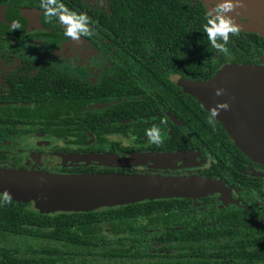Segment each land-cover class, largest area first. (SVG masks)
<instances>
[{
    "label": "flooded vegetation",
    "instance_id": "1",
    "mask_svg": "<svg viewBox=\"0 0 264 264\" xmlns=\"http://www.w3.org/2000/svg\"><path fill=\"white\" fill-rule=\"evenodd\" d=\"M58 2L86 14L88 31L78 38L68 36L59 18L41 7L48 0H0V6L50 18L42 28L0 35V125L6 131L0 136V166L205 181L215 185L211 192L152 200H164V229L154 225L134 231V237L149 240L179 232L192 236L194 244H166L164 259L152 261L147 258L155 247L138 245L144 239H136V247L148 254H134L129 264H264V164L242 153L212 117L209 103L198 99L207 98L212 105L210 90L193 95L184 87L187 82L207 83L228 65L264 69V46L248 39L238 53L189 55L171 72L164 51L141 52L137 30L121 29L125 22L110 19V0ZM128 32L132 37L123 35ZM237 33L256 35L264 43V35ZM151 47L148 42L145 48ZM154 125L159 142L146 132ZM13 126L22 131L10 130ZM154 152H187L189 157L160 165L126 162ZM94 155L117 161L96 162ZM39 156L57 162L43 167Z\"/></svg>",
    "mask_w": 264,
    "mask_h": 264
},
{
    "label": "trees",
    "instance_id": "2",
    "mask_svg": "<svg viewBox=\"0 0 264 264\" xmlns=\"http://www.w3.org/2000/svg\"><path fill=\"white\" fill-rule=\"evenodd\" d=\"M110 5V19L125 22L121 29L137 30L141 52L164 51V62L171 72H176L178 62L187 61L189 55L225 51L209 41L204 29L207 9L200 0H110ZM123 35L132 37L129 32ZM260 38L230 33L225 48L236 53L244 51L248 39L264 46ZM148 42L151 50L145 48ZM10 130L20 133L22 127ZM5 134L0 125V136ZM143 219L146 223L141 225ZM154 225L164 229V200L89 213L46 214L36 210L33 203L5 200L0 195V235L5 239L0 246V264H129L134 254H148V250L136 247V239H144L138 245L155 247L148 260L161 261L164 245L194 244L192 236L179 232H163L151 240L149 236L134 237V231Z\"/></svg>",
    "mask_w": 264,
    "mask_h": 264
},
{
    "label": "water",
    "instance_id": "3",
    "mask_svg": "<svg viewBox=\"0 0 264 264\" xmlns=\"http://www.w3.org/2000/svg\"><path fill=\"white\" fill-rule=\"evenodd\" d=\"M211 9L220 0H200ZM226 15L233 18L238 31L264 35V0H242ZM12 21L19 28L12 29ZM50 21L43 12L15 10L0 6V35L25 33L42 28ZM188 93L197 95L204 88L211 92L209 99L198 98L214 111L221 102L229 108L221 109L215 117L222 123L233 144L251 160L264 164V69L255 65H228L207 83L187 82ZM222 87L217 96L215 89ZM187 152L150 153L132 156L126 162L139 159L154 164L183 161ZM93 161L114 163L116 158L94 155ZM215 185L193 178H171L153 175H120L114 173L64 174L41 170L0 167V195L9 199L33 203L36 210L46 213H89L103 208H113L143 201L173 197L203 195Z\"/></svg>",
    "mask_w": 264,
    "mask_h": 264
},
{
    "label": "clouds",
    "instance_id": "4",
    "mask_svg": "<svg viewBox=\"0 0 264 264\" xmlns=\"http://www.w3.org/2000/svg\"><path fill=\"white\" fill-rule=\"evenodd\" d=\"M236 6H242V0H220L219 3H214L211 9H208L205 13V32L209 41L218 49L226 50L225 44L229 40V34H235L238 31V26L234 23L233 18L226 15ZM41 7L46 10L49 16H57L59 18L68 36L78 38L81 33L88 31V17L86 14L67 9L58 0H48V3L41 5ZM10 27L12 29L19 28V23L12 21ZM218 41H223L224 43ZM223 92L224 89L222 87L215 89L217 96L223 94ZM228 108L229 105L226 101L219 103L216 109L212 111V117L214 118L221 109L227 110ZM146 132L153 141L159 142V129L155 125L151 129H147ZM4 199H9L7 194H5Z\"/></svg>",
    "mask_w": 264,
    "mask_h": 264
},
{
    "label": "rangeland",
    "instance_id": "5",
    "mask_svg": "<svg viewBox=\"0 0 264 264\" xmlns=\"http://www.w3.org/2000/svg\"><path fill=\"white\" fill-rule=\"evenodd\" d=\"M21 162L25 163V162H27V159L24 158L23 160H21ZM56 162H57V160L54 157H49V158L47 157L46 158V157L39 156L37 158V163L43 167L53 166V165H55ZM3 237L4 236L0 235V246L3 244V241L5 240Z\"/></svg>",
    "mask_w": 264,
    "mask_h": 264
}]
</instances>
